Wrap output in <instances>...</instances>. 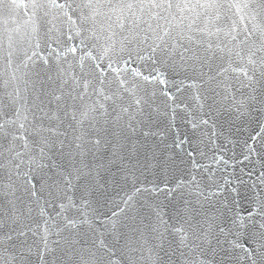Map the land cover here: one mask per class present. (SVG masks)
<instances>
[{
    "label": "snow or ice",
    "instance_id": "6c2138e0",
    "mask_svg": "<svg viewBox=\"0 0 264 264\" xmlns=\"http://www.w3.org/2000/svg\"><path fill=\"white\" fill-rule=\"evenodd\" d=\"M0 264H264V0H0Z\"/></svg>",
    "mask_w": 264,
    "mask_h": 264
}]
</instances>
